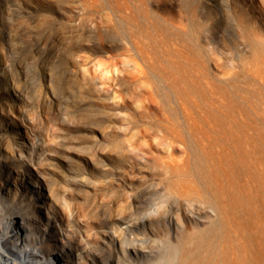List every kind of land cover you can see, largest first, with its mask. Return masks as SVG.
Masks as SVG:
<instances>
[{"label": "rangeland", "instance_id": "374dc122", "mask_svg": "<svg viewBox=\"0 0 264 264\" xmlns=\"http://www.w3.org/2000/svg\"><path fill=\"white\" fill-rule=\"evenodd\" d=\"M174 24L186 37L177 44ZM136 44L150 55L145 74L135 70ZM182 44L199 46L221 79L236 70V91L209 96L191 78L174 83L165 67L182 62ZM12 79L23 100L8 96ZM8 103L13 121L44 144L31 169L45 174L58 205L66 200L88 220L84 230L97 225L84 212H127L128 194L148 188L159 191L132 208L135 216L165 213L194 199L169 192L167 173L193 159L185 125L217 106L242 121L264 113V0H0V107ZM191 217L183 215L188 231ZM169 226L146 227L157 232L149 263L166 254L168 230L183 233Z\"/></svg>", "mask_w": 264, "mask_h": 264}, {"label": "bare ground", "instance_id": "6f19581e", "mask_svg": "<svg viewBox=\"0 0 264 264\" xmlns=\"http://www.w3.org/2000/svg\"><path fill=\"white\" fill-rule=\"evenodd\" d=\"M170 38L177 44L186 37L174 24ZM134 48L142 62L135 70L145 74L151 69L148 50L138 44ZM178 52L182 62L165 67L174 83L191 78L193 86L209 96L236 91V70H228L221 79L212 73L199 46L182 44ZM82 78L87 79L86 74ZM21 91L12 79L8 96L23 100ZM217 107L202 121L185 125L193 159L184 170L167 173L169 192L178 196L186 192L193 200L185 197L165 213L153 207L147 215L136 217L132 208L159 189L130 193L127 212H84L97 224L86 231L88 220H79L80 214L66 200L58 205L45 174L31 169L43 160L44 144L13 121V116L18 117L13 103L1 106L0 264H264V113H249L250 120L242 121L223 116ZM6 137L10 140L4 141ZM72 181L88 185L84 180ZM190 214L197 224L188 231L183 215ZM203 215L212 217L205 225ZM155 222L183 233L168 230L166 254L149 263L158 254L150 245L157 232L149 229V233L146 227Z\"/></svg>", "mask_w": 264, "mask_h": 264}]
</instances>
